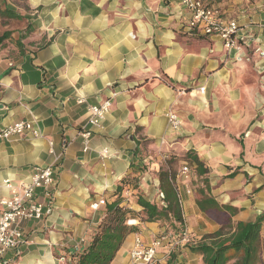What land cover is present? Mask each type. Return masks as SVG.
<instances>
[{
	"label": "crops",
	"instance_id": "crops-1",
	"mask_svg": "<svg viewBox=\"0 0 264 264\" xmlns=\"http://www.w3.org/2000/svg\"><path fill=\"white\" fill-rule=\"evenodd\" d=\"M204 2L236 21L231 49L217 35L190 31L180 0H0V36L9 33L0 44V128L29 120L40 133L0 141V184L26 181L36 166L52 165L55 175L51 197L43 198L50 213L20 222L26 242L6 252L3 264L73 263L118 196L138 224L110 264H134L136 239L146 246L160 236L150 264H203L137 204L138 197L162 203L158 173L169 170L166 160L178 175L191 241L264 213V0ZM105 99L110 108L83 151L87 108ZM169 111L178 130L168 125ZM48 141L62 153L58 161ZM7 195L0 187V200ZM202 200L233 211H204ZM259 236L264 264V218Z\"/></svg>",
	"mask_w": 264,
	"mask_h": 264
},
{
	"label": "built area",
	"instance_id": "built-area-1",
	"mask_svg": "<svg viewBox=\"0 0 264 264\" xmlns=\"http://www.w3.org/2000/svg\"><path fill=\"white\" fill-rule=\"evenodd\" d=\"M182 5L189 11L190 16L187 21V28L191 31H197L206 35H217L222 40L225 49L229 50L235 46V34L238 25L235 20H225L221 17L219 11L208 6L204 0H180ZM264 25V24H263ZM202 91L203 88L201 87ZM77 102H83L78 99ZM110 108V99H105L98 104L89 105L87 108L88 127L79 131L82 140L83 151H87L88 142L92 135V129L99 127L106 113ZM168 125L173 130H178L181 121L176 113L169 111L166 114ZM39 137L40 133L29 120L16 121L10 125L0 128V141L8 140L16 136ZM49 153L54 161H58L62 153H56L53 149L52 141H48ZM190 173V167L184 164L180 170L182 178H187ZM176 179L178 175L172 177V183L176 189ZM55 182V175L52 165L36 166L33 168L28 180L20 181L17 184L11 179H4L0 187L7 189L8 195L0 200L2 211L0 213V264L5 262L6 252L14 251L26 242L22 229L19 224L25 220H40L44 215L49 214L51 209L44 199L51 197L52 186ZM39 196L42 197L39 200ZM163 198V195H160ZM100 202L94 201L90 204L92 209L98 208ZM127 225L136 226V218H127ZM169 238L173 243H189L190 237L186 229H182L179 236L171 235ZM163 237H156L146 246H142L139 239H136L135 245L130 251V259L134 264H150L156 254V249L161 245Z\"/></svg>",
	"mask_w": 264,
	"mask_h": 264
},
{
	"label": "trees",
	"instance_id": "trees-1",
	"mask_svg": "<svg viewBox=\"0 0 264 264\" xmlns=\"http://www.w3.org/2000/svg\"><path fill=\"white\" fill-rule=\"evenodd\" d=\"M8 35L6 32L0 36V44ZM192 158L196 164V172L203 174L205 169L201 163L196 157ZM233 175L234 173L230 174ZM172 177L170 169L161 168L158 173L159 189L163 194L162 203L157 204L138 197L137 204L142 207L146 221L162 220L179 236L183 219ZM121 187L122 185L117 189L118 194ZM119 197L106 203L104 215L93 231L91 242L78 253L71 255L74 260L71 264H110L126 235L135 227L126 224L131 211L120 205ZM198 206L204 211L207 208L224 209L230 214L233 211L229 206L219 207L208 200L198 201ZM263 218L264 213H261L253 220L222 225L217 231L206 233L197 241H190L187 247L191 252L202 255L203 264H225L235 254L238 255L236 264H259V232Z\"/></svg>",
	"mask_w": 264,
	"mask_h": 264
},
{
	"label": "rangeland",
	"instance_id": "rangeland-1",
	"mask_svg": "<svg viewBox=\"0 0 264 264\" xmlns=\"http://www.w3.org/2000/svg\"><path fill=\"white\" fill-rule=\"evenodd\" d=\"M166 162H167V166L169 167V169L171 168V166H170V163L166 160ZM188 166L190 165L189 163L187 164ZM170 172H171V175L174 177V174H173V170H172V168L170 169Z\"/></svg>",
	"mask_w": 264,
	"mask_h": 264
}]
</instances>
